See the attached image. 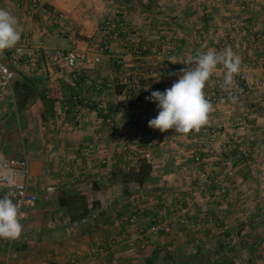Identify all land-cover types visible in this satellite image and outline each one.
Wrapping results in <instances>:
<instances>
[{
  "label": "crops",
  "instance_id": "crops-1",
  "mask_svg": "<svg viewBox=\"0 0 264 264\" xmlns=\"http://www.w3.org/2000/svg\"><path fill=\"white\" fill-rule=\"evenodd\" d=\"M215 1L208 8L201 0H43L42 7L29 15L28 0H0V8L23 26L27 58L38 48L43 53L79 45L86 66L77 84L69 67L43 53L35 67L17 68L14 87L20 81L34 90L25 106L18 108L15 92L0 95V153L30 158L33 191L38 195L28 218L21 219L23 231L12 244L10 264H72L76 249H88L97 238L120 236L118 216L141 207L145 211L139 225L149 227L153 218L164 217L165 204L172 197L182 191L186 195L192 183L188 146L194 141L174 130L162 133L150 128L148 121L158 115V108L146 97L163 92L178 79L170 73L184 64L171 63L173 57L184 60L200 51L220 52L226 47L241 61L229 89L243 93L234 101L212 104L209 123L198 136L204 140L215 124L225 127V135L234 128L238 135L233 148L225 150L226 166L208 163L227 175L231 194L225 223L220 228L206 224L204 230L195 231L196 222L191 221L134 256L121 244L108 264H236L226 256L224 239L233 231L238 237L244 234L245 229L234 227L238 222L251 228L247 235L260 239L258 245L248 244L246 263L264 264V0ZM107 16L126 18L132 43L149 38L142 53L127 54L117 42H112V50L104 49L110 40L100 37L98 30ZM15 50L0 55L8 60ZM96 57L100 62H95ZM223 73L218 65L204 90L206 96L219 89ZM98 82L103 90L96 89ZM133 85L150 86L136 108L138 120L128 114L118 116V134H110L106 119L126 104ZM98 100L109 104L107 111L95 109ZM124 141L137 144L136 156L118 155ZM89 147L92 153L86 155ZM242 149L249 151V157H242ZM100 159L107 163L101 164ZM142 159L153 164V178L146 185H130L126 191L110 180L115 167H137ZM52 185L57 190L48 193ZM71 193L87 195L89 214L81 220L72 221L60 204V196ZM202 200L213 214L218 212L215 202L199 197ZM7 242L0 239V264L7 260Z\"/></svg>",
  "mask_w": 264,
  "mask_h": 264
},
{
  "label": "built area",
  "instance_id": "built-area-1",
  "mask_svg": "<svg viewBox=\"0 0 264 264\" xmlns=\"http://www.w3.org/2000/svg\"><path fill=\"white\" fill-rule=\"evenodd\" d=\"M215 5V0H202V6L208 3ZM226 1V0H225ZM43 5V0H28L27 13L34 15ZM131 28L129 23L123 17H108L102 22L98 30L100 37L109 39L110 43L117 42L118 45L125 48L129 54L142 53L149 38L134 40L132 43L129 34ZM28 43L23 33L21 41L17 44L15 55L10 59L5 60L0 55V95H14V79L16 77L17 68L29 69L38 64L39 58L43 53L50 55L60 63L65 64L72 71V79L79 84L83 76L85 66L84 53L79 45H74L68 50H45L43 53L38 48L30 58L26 57L24 47ZM108 49V44H104ZM95 62H100V58L96 57ZM186 67V65H184ZM218 69V67H217ZM216 69V70H217ZM215 70V71H216ZM221 82L218 84L219 89L209 93L206 97L212 104H216L227 99L229 93L236 98L242 95L243 91L237 89L235 91L229 89L225 92L221 88ZM97 90H103L104 86L98 82L95 84ZM145 87L133 85L130 87L125 105H121L116 113H111L106 119L107 129L110 134L116 135L115 121L118 116L125 114L129 118L137 122L138 117L136 108L142 102L145 93ZM79 95L75 96V101L78 102ZM109 104L104 100H98L95 103L97 111H107ZM200 132V131H199ZM205 140L198 139V135L194 132L191 139L194 141L195 149L192 150L190 166L192 183L187 187V194H178L175 202L166 203L167 212L163 218H153L152 224L149 227H140V215L145 211L143 208L136 210L128 215L118 216L116 218V230L119 237L97 238L93 245L88 249L78 248L75 250L72 258V264H108L112 253L121 245L126 244L127 251L131 256H134L138 251L147 247L150 242H158L164 235L172 234L178 227L188 225L191 221L196 222L197 228L202 231L206 224L216 225L225 222L230 202V193L228 190L227 177L221 176L219 171L209 168L208 160L214 157L217 161L225 159V150H230L233 143L238 141L236 129L225 135L224 129L220 125H213L208 128ZM222 144L224 149H221ZM91 147L86 151L89 155ZM139 148L132 145L129 141H124L118 149L119 156H136ZM242 157H248L249 151L242 149L240 151ZM217 158H216V157ZM101 164L107 163L106 159H100ZM34 173L29 157L16 159L8 157L0 153V197L10 195L15 203L18 204L23 216L21 219L28 218L29 210H31L38 201V195L33 191ZM56 186L47 187L48 193L56 192ZM204 195V198H209L211 202H215L219 206L216 214H213L207 204L199 201V197ZM203 203V204H202ZM155 219V220H154ZM15 240L7 242V260L2 264H10L11 247Z\"/></svg>",
  "mask_w": 264,
  "mask_h": 264
},
{
  "label": "clouds",
  "instance_id": "clouds-1",
  "mask_svg": "<svg viewBox=\"0 0 264 264\" xmlns=\"http://www.w3.org/2000/svg\"><path fill=\"white\" fill-rule=\"evenodd\" d=\"M23 26L18 19L5 8H0V54L6 50L14 49L21 41ZM171 63L186 65L178 72L170 73L178 79L170 88L163 92L157 90L151 93L147 100L157 102L158 115L148 121V126L164 133L174 130L175 134L188 135L198 133L202 127L209 123L213 105L206 97L205 88L213 76L218 65L224 69L222 90L229 91L233 77L239 72L240 58L226 47L220 52L209 49L190 55L187 59L177 60L173 57ZM145 87V91L148 90ZM229 100L234 97L229 93ZM21 213L17 203L10 195L0 198V239H18L23 231Z\"/></svg>",
  "mask_w": 264,
  "mask_h": 264
},
{
  "label": "trees",
  "instance_id": "trees-1",
  "mask_svg": "<svg viewBox=\"0 0 264 264\" xmlns=\"http://www.w3.org/2000/svg\"><path fill=\"white\" fill-rule=\"evenodd\" d=\"M15 101L18 108L25 106L34 96V90L23 82H16L14 87ZM153 178V164L147 159H142L137 167L124 169L117 166L113 169L110 180L125 190L130 185L144 186ZM127 191V190H126ZM61 206L67 208L72 221L81 220L89 214V202L86 194L71 193L60 196Z\"/></svg>",
  "mask_w": 264,
  "mask_h": 264
},
{
  "label": "rangeland",
  "instance_id": "rangeland-1",
  "mask_svg": "<svg viewBox=\"0 0 264 264\" xmlns=\"http://www.w3.org/2000/svg\"><path fill=\"white\" fill-rule=\"evenodd\" d=\"M202 1V0H201ZM223 1H225V0H223ZM206 3H208V5H205L206 7H208V6H213L211 3H209L208 1L206 2ZM215 3H216V1H215ZM204 6V5H203ZM209 8V7H208ZM108 17H116V16H107L104 20H106ZM120 17H122V16H120ZM124 18V17H123ZM124 19H126V18H124ZM103 20V21H104ZM102 21V22H103ZM127 21V20H126ZM102 24V23H101ZM100 24V25H101ZM130 26V25H129ZM100 28V27H99ZM131 28V27H130ZM113 42H115V41H113ZM108 44V49H106V48H104L105 50H112V43H107ZM104 47H105V45H104ZM123 48V47H122ZM48 50V49H47ZM58 50V49H57ZM55 51V50H54ZM227 100H229L228 98L227 99H225L224 101H222V102H219V103H216V104H214V105H219V104H222L223 102H225V101H227ZM215 125H218V124H215ZM220 126H222V125H220ZM212 127V126H211ZM114 128H115V126H114ZM116 129V128H115ZM222 129H225V127L224 126H222ZM225 131V130H224ZM202 132V131H201ZM226 132V131H225ZM194 132H192V133H189L188 134V137H191V135L193 134ZM118 134V131H117V133H116V135ZM198 136H199V132L198 133H196ZM229 134V133H228ZM199 139V138H198ZM201 140V139H200ZM204 140H205V138H204ZM174 141L175 142H177L175 139H174ZM132 145H137L136 143H134V142H130ZM232 145H234V143L232 144ZM189 147V149H190V155H191V153H192V150H194L195 149V144L194 143H191V146H188ZM233 148V147H232ZM158 149H156V151H157ZM171 150V149H170ZM91 151H92V149H91ZM89 152V155L92 153V152ZM240 151V150H239ZM132 156V155H131ZM249 157V156H248ZM174 160L175 159H173V158H171L170 159V163H171V166H175V164H174ZM211 163V164H214L213 162H215V163H220V164H222V163H224V165L226 166L227 165V161H226V159H223V160H219L218 162H217V160L215 159V160H208V163ZM188 163L190 164V166H191V164H192V159H191V156H190V161L188 160ZM208 166V165H207ZM216 166V165H215ZM218 166H219V164H218ZM209 167V166H208ZM210 168V167H209ZM216 171H219V170H216ZM220 173V175L221 176H223V175H225V174H223V172H219ZM187 176H188V174H187ZM226 177H227V175H225ZM189 177H190V173H189ZM191 177H192V175H191ZM179 178V177H178ZM191 181H193V178H192V180ZM228 182V181H227ZM125 188V187H124ZM230 187H229V184H228V190H229V193H230V189H229ZM186 194H187V192H185ZM178 194H183V191L182 192H178ZM231 194V193H230ZM178 196V195H177ZM177 196L175 197V198H171V200L172 201H170L169 203H173V202H175V200H176V198H177ZM200 197H203L204 198V195H201ZM208 201L209 202H211V200L208 198ZM225 222H223V224H224ZM221 225H222V223L221 224H216V227L217 228H220L221 227ZM244 225H245V223L244 222H238L237 224H235V226L234 227H237L236 229H240V231L243 229H245V232H244V234H241V236L240 237H238L237 236V234H236V232L235 231H233L232 233H233V235L231 234H227L228 236L227 237H225V244H226V246H225V250H226V256H228V257H230V258H232L234 261H235V263L236 264H247L246 263V261L248 260V259H250V254H248L247 252H249L250 251V247H247L248 246V244L249 243H253V245H258L259 244V241H260V239L259 238H257V236H252V235H247V234H249L250 233V227H248V228H246V227H244ZM196 226V225H195ZM213 226H215V225H213ZM243 226V227H242ZM207 227V226H206ZM195 229V231H198L199 229L197 228V226H196V228H194ZM233 230H235L234 228H233ZM222 232L221 233H224V231H227V230H221Z\"/></svg>",
  "mask_w": 264,
  "mask_h": 264
}]
</instances>
